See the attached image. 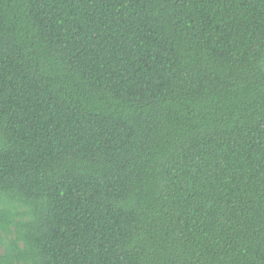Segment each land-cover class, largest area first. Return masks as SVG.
<instances>
[{
    "label": "trees",
    "instance_id": "16d2710c",
    "mask_svg": "<svg viewBox=\"0 0 264 264\" xmlns=\"http://www.w3.org/2000/svg\"><path fill=\"white\" fill-rule=\"evenodd\" d=\"M0 264H264V0H0Z\"/></svg>",
    "mask_w": 264,
    "mask_h": 264
},
{
    "label": "rangeland",
    "instance_id": "374dc122",
    "mask_svg": "<svg viewBox=\"0 0 264 264\" xmlns=\"http://www.w3.org/2000/svg\"><path fill=\"white\" fill-rule=\"evenodd\" d=\"M2 251L1 247H0V252Z\"/></svg>",
    "mask_w": 264,
    "mask_h": 264
}]
</instances>
